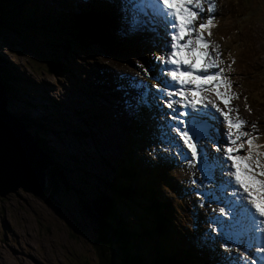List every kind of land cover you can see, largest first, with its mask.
Segmentation results:
<instances>
[{
  "label": "snow or ice",
  "instance_id": "snow-or-ice-1",
  "mask_svg": "<svg viewBox=\"0 0 264 264\" xmlns=\"http://www.w3.org/2000/svg\"><path fill=\"white\" fill-rule=\"evenodd\" d=\"M118 4L127 32L151 33L160 41L161 53L153 56L160 66L156 77L160 83L150 87L156 89L154 97H166L158 102L168 110L162 127L183 153L181 158L196 165L203 180L213 185L206 194L224 193L223 199L216 198L224 207L212 217L211 232L217 234L214 239L223 240L220 248L227 253L218 264H232L235 237L251 235L264 245V143L257 142L256 123L252 131H244L247 122L231 106L236 93L220 66L219 45L211 39L215 0H118ZM205 4L208 15L201 19ZM213 92L215 98L209 95ZM205 141H211L210 149ZM235 251L236 264H259L239 248ZM258 253L264 254V246Z\"/></svg>",
  "mask_w": 264,
  "mask_h": 264
},
{
  "label": "rangeland",
  "instance_id": "rangeland-1",
  "mask_svg": "<svg viewBox=\"0 0 264 264\" xmlns=\"http://www.w3.org/2000/svg\"><path fill=\"white\" fill-rule=\"evenodd\" d=\"M48 2L51 3L50 1ZM247 2L250 4L248 7ZM78 3L82 5L85 1ZM259 4L262 5L261 0H220V8L215 18L217 23H219L216 33L225 46L224 50L226 52L230 51L234 57L236 56V68L233 69L231 73H227L226 77L232 81V85L236 84V86L241 89L242 94L245 95V102L250 105L252 116L257 120L255 123L259 132V143H264V102H256H262L261 98H264V9L258 7ZM55 5L57 6L56 2ZM117 6L119 7V4H117ZM61 8H66V5L61 6ZM252 8L258 10L259 13L258 16L253 13V17L258 18V20H254L253 24L249 22L248 17ZM25 9H29L27 12H30L34 7L26 6ZM3 12H0V24L4 23L3 21L5 20L6 14H8ZM11 15H13L12 12ZM37 20L39 19L37 18ZM34 23L37 24L36 22ZM37 25L45 28L44 25ZM23 27L25 26H22V29L14 27L13 29L15 31H13V29L6 30L5 28H0V67L4 59L11 63L9 70L11 72L13 71L12 74L16 75L14 82H19V87L23 91V94L26 96L31 95L33 98L32 105L27 110H23L20 107L22 102L21 105L18 106L15 97L11 95L14 105L16 106V111L13 109L10 111L12 112L10 114L18 121L20 129H23L27 134L29 128L25 125V115H28L27 118L32 124L33 122L40 123L43 121L40 124L41 128H49L50 125L53 126L56 122L61 123L63 117L73 116V114H69L68 111H72L76 104L81 108L78 110L80 111L83 110V108H90L93 102H98L99 105L105 109L104 113L106 115L107 112H111V121L116 120L117 117L120 116V108L117 109L115 106L117 99L109 93V90L113 89V83L111 82L108 84L106 79L110 78L109 71L107 70V68L109 69V65L113 67H117V65L104 56L102 48L98 43L93 42L92 44L101 54L86 58L78 56L76 58L75 61L79 64L88 66L91 73L86 74L78 71L80 73L78 77L80 82L78 81L77 83L76 81L75 87L77 88L78 84H81V88L83 87L84 89L86 87L92 88L95 86L104 91L105 97L101 99L94 96L82 97L79 94L70 92V82L60 85L55 81L61 79L63 74L59 73L56 77V71L50 72L46 64L45 68H41L44 67L43 65H37L38 68H36V64L39 60V52L37 49L27 47L31 43L30 40L33 38L31 33L35 34L36 31ZM39 31L40 30H37V33ZM69 39H74V41L70 43L71 46L69 45L72 50L81 49L83 51L87 46H92V44L87 43L90 42V39L78 40L77 37H73L72 35ZM81 41L83 44H80ZM34 42L36 41L34 40ZM11 48L16 52H13ZM29 51L33 52L35 59L30 57L31 54ZM236 51H238L241 56L237 55L235 53ZM8 57H13L21 63H15ZM106 58L108 60H106ZM146 59L148 61V56H146ZM132 60L137 64L135 59ZM150 61L155 62L156 60L150 58ZM21 64L24 65V69L20 67ZM129 65L133 64L130 62ZM148 66L150 67L149 63ZM99 68L101 71H99ZM123 70L131 74H137L140 72L141 66L129 67L120 65L119 71L121 72ZM73 71L75 72L74 68ZM24 76L27 78L29 77L28 79L32 80L33 85H29L27 81H24ZM114 80L118 82L116 78ZM135 86V93L140 94L141 91L138 89L139 85L136 83ZM143 93L145 96H149L148 90L144 89ZM58 118H61L60 121H57ZM66 120L69 122L68 118H66ZM3 121L8 123L11 127L17 128V126H15V120L6 118V120ZM104 121L106 124L109 122L108 119ZM149 123L151 125L153 121L149 120ZM137 125L140 131H142V126L138 121ZM112 129L118 132L114 124L112 125ZM146 129L149 131L151 128ZM253 134L255 135L256 133L253 132ZM100 139L102 141L101 146H88L87 152L89 154L96 155L99 151H104L107 154L115 153L117 151L109 145V143L114 140L122 141L115 132H102L100 134ZM140 143H142L141 140H136V142L131 143L130 146L134 148L135 165L138 167H146V163L144 164V162L141 161V154L145 153V151L141 149ZM53 145L61 152L70 154L77 152L76 154L81 155L79 149L68 141L53 143ZM124 152L128 153V150L125 148ZM47 159L50 164L49 169H51L54 167L53 160ZM86 167L89 170L85 171L88 172L90 176L92 173L98 172V170L94 169V163L91 160L87 161ZM153 168L156 171L164 170V168L159 165H155ZM52 172L54 171L52 170ZM12 173L13 171H8L7 173L0 174V180L6 184L5 190L0 193V264H68L69 259L65 257L67 252L66 248L72 242L70 241V243L68 241L70 228L62 218L63 214L66 217L67 215L71 216L72 214H76L75 208L73 207L75 201L71 195L73 194L80 201H82V198L80 195H77L75 191L67 189L71 195L64 191L62 192V196L56 194L58 199L61 200L60 202L62 205L67 209L62 205H55L56 207L53 208V211L44 203L43 199H40L29 191L22 190L20 187L16 190L17 192H15V190L10 191L8 185H10ZM79 177L80 174H76L70 176L68 179L72 188L76 184L82 182V180L76 181ZM104 192L106 193L104 195L105 197H113L117 194L115 188L112 186H110L108 191L105 190ZM91 194H93V190ZM161 198H163V194H161ZM38 218L40 221H38ZM41 221L45 222L47 234H43L41 231ZM78 235L80 237L78 236L77 239L75 235H73L76 241H79L80 238L83 239L81 234ZM98 246L100 252L98 248H96L98 252L102 254L103 258L100 259L99 256L97 257L94 251V245L91 244V246L81 250L83 253L87 254L83 257L82 264H102L105 262L106 258L103 252V245L98 243ZM73 247L75 250H79L78 246ZM207 263H211V259H208Z\"/></svg>",
  "mask_w": 264,
  "mask_h": 264
},
{
  "label": "trees",
  "instance_id": "trees-1",
  "mask_svg": "<svg viewBox=\"0 0 264 264\" xmlns=\"http://www.w3.org/2000/svg\"><path fill=\"white\" fill-rule=\"evenodd\" d=\"M43 0H0V12L8 13L6 14L4 23L0 24V28L5 29H13L15 28H21L22 26H25L23 28H27L29 30H35L37 33V30H40L37 33L32 34V37L36 42L31 43V47L34 49H37L39 52V60L36 64V68H38L37 65H43L45 68L46 65L51 66V70H63L70 72L73 70L72 65L70 63L71 59L75 58V52L76 50H72L69 45L71 46V41H74V39H69V37L72 35L73 37H77L78 40L82 39H91V36L98 39V41L102 42L101 39H105L108 41V44H112L110 47H107L109 50L112 51H119L123 43L126 41L125 37H122L121 39L114 40L113 32H107L104 24V20L101 22L94 21L91 16L88 14L86 17L88 19V22L84 24V27L80 25V22L82 23L81 19H77L76 16H67L62 17L61 12L57 9H54L51 7L49 9V12L42 11L40 13V10L38 11V8L45 7V4L41 3ZM244 1V0H243ZM261 4H259L258 7L264 9V1L261 0ZM39 5L41 7H39ZM26 6H32L34 9L30 12L29 9H25ZM250 6V4L247 2V7ZM11 10V11H10ZM11 12L13 15H11ZM83 12V11H82ZM81 12V13H82ZM253 13H255L258 16V10L252 8L250 11V14H248L249 22L253 24L254 20H258V18L253 17ZM251 16V18H250ZM37 18L39 20H37ZM44 25V27H41L37 24ZM39 22V23H38ZM217 24V23H216ZM21 25V26H20ZM219 24L216 25V27ZM215 27V29H216ZM73 28V30L66 32L68 29ZM77 29V30H76ZM129 36L132 38L138 37L139 33H129ZM102 36V37H100ZM89 37V38H88ZM33 38L31 39V42L34 41ZM100 38V39H99ZM217 39H220L219 36ZM89 43V42H87ZM80 44H83L82 41ZM91 44V43H90ZM151 44V43H150ZM131 46L127 45L125 47V50L128 52L129 48ZM29 48V47H28ZM106 48V49H107ZM105 49V48H104ZM36 51V50H35ZM79 51V50H78ZM30 52L31 58L35 59L33 52ZM105 52L111 57L113 56L111 53H108L107 50ZM230 52V51H229ZM80 55H85L83 52H79ZM126 54H119L116 52V55H114L112 58L118 59L120 61H123L126 59ZM117 56V57H115ZM223 58L226 60H233L236 61L235 58L230 57L229 55H223ZM34 64V66H35ZM46 64V65H45ZM22 65V64H21ZM11 64L8 65L10 67ZM4 66L1 65L0 67V74L3 77H0V80L4 79L5 84L4 87L6 89V96L9 98L10 93L13 91L14 94L17 95V88L11 84V76L8 75V73L5 71ZM22 68L24 69V65H22ZM76 69L78 71H83L81 69V66H76ZM25 71V70H24ZM3 82V83H4ZM30 82V81H29ZM31 85H33V82H30ZM80 88V86H79ZM9 89V90H8ZM10 93H9V92ZM26 104L30 102V100H25ZM259 102V103H263ZM28 105V104H27ZM83 110L78 111V113H82ZM24 116V115H22ZM28 115H25V125L31 130L34 128H39L40 123L39 122H32L27 118ZM65 118V117H63ZM104 120V119H103ZM70 125V124H69ZM28 129V131H29ZM51 161L52 159L48 157ZM71 161L74 163L76 162L75 158H71ZM126 161H123L124 163ZM120 163V165H122ZM126 165V164H124ZM128 165V164H127ZM52 170L57 173L54 174L50 170H47V174H45V179L49 183L58 184L60 188L62 189L64 186L67 189H71L76 192L77 195H80L82 198V204L88 210L90 211V214L94 218H98V223L100 222L99 218L106 222L112 229V232L114 233L115 239L112 241L111 247L109 245L106 246V242L102 239L95 240L94 237L91 235L86 240H82L80 238L79 241H76L73 237L75 235L76 239L80 234V231L78 229H81L82 224L79 223V218L74 216H70L71 220L67 218L63 214V220L66 222L68 227L70 228L68 233V241L71 243L66 249V255L69 259L68 264H82L83 257H85L87 254L83 253L81 250L87 248L88 246H91V244L94 245V251L99 256L100 259L103 258L102 254H100V248L98 246V243H101L103 245V252L104 256L106 258L105 262L102 264H128L129 258H138L140 257L139 253V246L143 244V242L150 247V249L153 250V246L155 247L156 253H153L152 256L157 255H165V258H156L151 264H164L167 262L166 258L169 256H172L171 253H169L164 248L160 249L157 244H155V238L160 240L162 244H164V237L162 234L152 233L149 229H145V224L149 221V217H151L152 222L155 225V229L157 232H159V228H164L167 225V219L168 214L170 212L167 211H161V208L155 203L153 198V185L151 184L152 181L145 179H139L138 183L135 181L138 179L135 177L132 181L126 179L123 176H120L115 171H106L104 172L105 175L110 178V180L119 188L118 194L121 196H129L130 194H134L135 196H138V199L142 202L143 208L146 210L148 215H145L141 213V211L138 209L136 212L128 213L124 212V209L122 207V202L120 200L114 199L112 197H105L106 194L104 191L101 193L98 192L96 186L92 183L89 184L88 187H86L87 184L82 180L87 179L85 177L87 175L86 171H83V177H79L76 179V181L82 180L81 183L76 184L73 186V188L70 186V183L68 182V179L70 176H74L75 172L73 170V167L66 165H60L58 163L53 162ZM110 166V164H109ZM133 168L135 166L133 165ZM136 169V168H135ZM126 171L124 176H126ZM144 175V172H143ZM132 182V183H131ZM109 187V186H108ZM93 190V194H91V191ZM152 198H151V197ZM150 198V199H149ZM157 202V201H156ZM49 204L54 206L53 201H49ZM180 207H178L179 209ZM120 214V215H119ZM122 216V217H121ZM170 217V216H169ZM38 221L39 218H38ZM85 226V225H84ZM85 228H87L85 226ZM92 231L94 232V227L91 226ZM152 229V230H155ZM143 230V231H140ZM91 231V230H90ZM89 231V232H90ZM78 233V234H76ZM80 237V236H79ZM138 237V238H137ZM73 246H78L79 250H75ZM99 250H97V248ZM160 253V254H159ZM150 259H145L143 262L144 264H149Z\"/></svg>",
  "mask_w": 264,
  "mask_h": 264
},
{
  "label": "clouds",
  "instance_id": "clouds-1",
  "mask_svg": "<svg viewBox=\"0 0 264 264\" xmlns=\"http://www.w3.org/2000/svg\"><path fill=\"white\" fill-rule=\"evenodd\" d=\"M41 3L45 4L46 8L45 7H41L39 5V7H41V8H38L40 10V13L42 11L46 12L47 8L50 7L51 4H52V3H49L47 0H43ZM100 3L102 5L103 9H102V11L99 14L101 16H107L108 7L111 5L110 3H114V0H108L107 2H106V0H102V2H100ZM94 6L96 8L99 7V5L96 2L94 3ZM94 6H93L92 3H90V4H88L85 7L84 11L81 14L73 15L72 13H68L67 12L66 16H70V17L71 16H76V18L78 20L81 19L82 23L80 22V25L82 27H84V24L86 22H88V19H87L86 16L89 14L91 16V18L93 19V17L96 14ZM56 8L59 9V11L61 9V7L58 6V4H57ZM219 8H220V2H219V7H218L217 11L213 14L214 19L217 16ZM204 13H206V12H204ZM207 15H208V13L205 14V17H203V18L201 17V19H206ZM93 20L96 21V18H94ZM83 22H84V24H83ZM112 28H114V27L113 26L112 27L108 26L107 29H106L107 32H112L110 30ZM71 30H73V28L68 29L66 32H69ZM100 37H102V36H100ZM217 37H218V35H217V33H215V35L213 37H211V39L215 43L221 44V46L219 47L220 48V52H221V57L220 58H223V55H225V56L229 55L230 57L235 58L231 54V52H226L224 50L225 46L223 45V42L220 39H217ZM121 38L122 37H120L119 34H118V36H116L114 34V40L115 41H116V39H121ZM101 40H102V42L98 41V39H96L93 36H91V39H90L91 42H96V43H98L101 46L102 52L104 53V56L109 58V61L111 60L112 62H114L117 65V67H120V65L129 66V67H135L136 63L132 59H135L136 61H139V62L143 63V66L144 65H148V63H152V62L154 64V61H150V58H153L154 55H159L160 54V52H158L157 49L146 50V49H138V48H133V49L129 48L128 52L127 51H116L119 54H123V55L126 54L125 55L126 59H124L123 61H120L118 59L112 58L114 55H116V52L112 51V50H109L107 48V47H109L111 49L110 46L112 44H108L109 42L106 41L105 39H101ZM33 42L34 41H32L31 43H33ZM31 43L27 47L32 48L31 47ZM127 45H129V44H127ZM11 49H12L13 52H16L13 48H11ZM105 50H107V52L111 53L113 56L111 57V55L107 54L105 52ZM80 51L83 52L85 55H80V53H79ZM75 52H78V56H82L84 58L89 57V56H97L98 54H101V53H99V51H97V49L95 48V46L93 44L90 47L87 46L86 49H84L83 51L81 49H79V51L76 50ZM13 55L16 56L15 54H13ZM78 56L75 53V58L73 60L75 61ZM146 56H148V58H149L148 61L146 59ZM115 57H117V56H115ZM8 58L11 59L12 61H14L15 63L16 62H20V61L14 59L13 57H8ZM107 58H106V60H108ZM130 62L133 65H129ZM231 62L232 63L229 65V69L227 70L226 74L227 73H231L232 70L236 68V65H235L236 61L231 60ZM70 63L71 64L73 63L72 59H71ZM9 64H11V63H9L6 59H4L2 61V63H1V65L5 67L3 69H5V71L8 73V75L11 76L10 82H12L13 85L15 83L17 85V87L19 88L20 93L23 96H26L25 94L22 93L23 91L19 87V82L18 83L14 82L15 79H16V75L12 74L13 71L11 72L9 70V67H8ZM75 64H76L75 66H79V63L76 62V61H75ZM75 66H72L74 68V70H75ZM20 67H22V65ZM153 70H155V66H154ZM49 71L50 72L56 71V77H57V75L59 73L63 74V77L61 79H58V80H55V81H57L60 85H63L64 83H69L70 82V87H73V88H69L70 92L71 93H75V94H79L80 96L83 97V90L80 89L79 86L77 88L75 87V83H76V81L78 83V77H79V74H80L78 71L75 70V72H76L75 73L73 70L70 71V72L63 71V70H56V69L55 70H51V66L50 65H49ZM159 71L160 70H158L156 72H159ZM71 74H73V75H71ZM69 76H74V79L68 78ZM0 77H2L1 74H0ZM26 81L29 83V85H30V82H32V80H30V79H27ZM0 82L2 84H5L4 79H3L4 83L2 82V80H0ZM116 85H118V83H116ZM235 86H236V84L231 85V91L236 93V96L231 99V106L238 105V107H241L242 110L244 109L246 111V113L249 114V117H250L252 123L256 122L255 119L252 116V112H251L252 110L250 108V105L247 102H245V100H246L245 95L242 94V91H241V89L238 88V86H236V87ZM90 90H91V92H95V90L93 88H91V87H90ZM241 94H242V98H241ZM11 95L14 96L15 99L18 98L17 95L14 94L13 91L10 93V96L8 98L9 106L7 105V110H8L9 113H12L10 111L13 110V109L16 111V106L14 105V102H13V100L11 98ZM209 95H211L213 98H215V94H209ZM30 96L31 95L26 96V97L29 98ZM145 98H148V97L145 96ZM263 99L264 98H261L262 101H263ZM18 101H17V105L20 106L21 104L18 103ZM32 101H33V98L31 96V101L29 103H27L28 105L25 102L24 105H21L20 107L23 110H27L32 105ZM256 102H260V101H256ZM219 104H220L221 107H223V102L222 101ZM245 104H247V106H248L247 108L245 107ZM79 109H81V108L78 106V104H76L75 107H73L74 111L73 110L72 111H70V110L68 111L69 114H73V116L70 117V119H69V117L65 116L66 118H68L69 122L66 119H64L65 124H67L69 126L68 130H65V132H67L69 134V136L64 135V138L61 139L59 142L68 141L74 147L79 149L81 155L76 154L77 152L73 153V154H70V153H64V152L59 151L53 145L54 142L51 141L50 137H47V136H45L42 133L41 127L34 128V126H33V129L29 130L27 132V135L29 136V138L32 141L33 140L35 141V142L33 141V143L38 148H40L43 151V153L45 154V156L47 158L50 157L52 160L65 161L68 164V166H71V167H75V163H77L79 160H82L83 162H87L88 160H91L94 163V169L98 170V172H101L104 168L108 167L109 164H110V168L113 169V170L111 169V171H115L120 176H123V177H125L128 180L132 181L135 177H137L138 179L135 181L136 183H138V180L141 179V178L142 179L147 178L148 180H152L155 176L156 177L158 176L157 177L158 182L161 181V179H162L161 184L153 185V189H154L153 194L154 195H153V198L151 196L150 197L161 208V211L170 212L168 214L170 217L168 216V219H167L168 222H167V225L164 228H159L158 227L159 232L156 231L154 224H151V230L150 231H151V234L152 233H157V234H162L163 235L164 244H162V242L160 240L155 238V240H156L155 244H157L160 249L164 248L169 253H171V255L173 257L175 255V253L179 254V251L183 250V246H182V240H181V234H180L181 233L180 232V225H178V220L175 219V212H177L181 216V218H183L185 220H187V219L184 216V212H182L183 203L180 202L179 198H178L180 196L175 190H173L174 183L178 182V180L169 179V178L163 176L162 175L163 174L162 171H159L160 173L158 175H156V172H153V170H152L153 166L149 167V168L141 167V169L138 166H136L135 162H134V157L129 152L131 150L132 153H133L134 148L129 147V144H128L127 141L130 140V139H129V137H127V136H125L123 134H119V137L121 138L122 141H121L120 144H118L119 148L115 147L117 152L112 153V155L109 156V155L106 154V156H104V153H105L104 151H99V153H97L96 155L89 154L87 152L88 146L89 145H93V146H96V147L101 146L102 145V141H101V139H99L100 134L102 133V131L104 132V130H106L107 132H109V131L113 132L114 131V130H112V125L113 124L112 123H110L109 125L106 124V122L103 120V118H105V117L101 116V114L99 112L96 114V112L99 110L96 107L92 108L91 110L83 108V112L82 113H78L77 112ZM249 109H250V111H249ZM87 116H89L90 119L87 118ZM108 118H109V113H107V119ZM138 118H140V116ZM156 120H157V117H156ZM42 122L43 121H41L40 124ZM155 122L156 121L153 120V123L150 125L151 129L153 128ZM50 126H52V125H50ZM53 126H61V124L56 122L55 124H53ZM217 127L222 129L223 125L219 124V125H217ZM102 128H103V130H102ZM163 133H165V132H163ZM208 134H213V133H212L211 130H208ZM166 137H167V135H166ZM115 141H117V140H114L112 142H115ZM130 142H132V140H130ZM257 142H259V140ZM125 148L128 150V153L124 152ZM208 148L210 149L211 146L208 147ZM150 155L151 154L149 153V151L148 152L145 151L144 154L143 153L141 154V159H144V158H147V157L149 158ZM71 158H75L76 162L73 163L71 161ZM123 161H126V162L122 163ZM120 163H122V165H120ZM124 164H126V165H124ZM133 165L135 166L136 169L133 168ZM48 170H50L52 172L51 169H48ZM73 170L75 172V175L76 174H80V173H82L84 171L82 169L76 170V168L73 169ZM119 170H120V172H119ZM125 171L127 173L126 176L123 175V174H125ZM143 172H144V175H143ZM52 173H54V172H52ZM86 173H87V175H90L88 172H86ZM146 173L148 174L149 177H147L145 175ZM54 174H56V173H54ZM93 174H96V173H92L91 175H93ZM189 175L191 176V174H189ZM196 176L202 181V183L204 185H207V184L211 185V184H209L208 181L203 180V177H202L201 173L200 174H196ZM90 183L94 184L96 186L98 192L100 193L96 182L90 181V182H88L86 187H88ZM51 184H54V183H51ZM107 187H108V185H107ZM107 187H105L103 189H107ZM32 188L35 191H37L35 187H32ZM63 191L71 195V193H69V191H67V188L65 186L62 189L60 188V186H57L56 188L50 189L47 192L41 194V196H39L38 194L35 195V193H32V194L37 196V197H39L40 199H43L44 203L46 205H48L53 210V208L56 207L55 205H57V206L62 205V203L60 202L61 200L58 199L56 194L62 196L63 195V193H62ZM15 192H17V191H15ZM116 193L117 194L115 196H113L112 198L120 200L122 202V205L127 206L125 211L134 210V212H136L139 209L141 211V213H143V211L146 212V210L142 206V202L138 199V196H135L134 198H129L128 196L119 195L117 191H116ZM161 194H163V198H161ZM71 196H72L73 200L75 201L73 207L75 208V211H76V214H72L71 216L75 215L76 217H78L79 218V223H81L82 225H85L87 227V228H85V226H83V228L78 229L80 231V234L83 236L82 240H86L87 236L89 237L91 235V233H92V235H93L92 237H94L95 240L102 239L103 241H105L107 243V245H109L111 247L112 241L115 239V236H114V233L112 232L111 227L106 222L102 221L100 218H99V220L102 223H98L97 222L98 218H94L90 214V211L88 210V208L87 207L85 208L83 206L82 202L78 198H76V196H74L73 194ZM51 200L53 201L54 206L49 204V201H51ZM63 207L65 209H67L65 206H63ZM178 207H180V208L178 209ZM80 210H81V212H80ZM67 217L71 220L70 215H67ZM80 220H82L84 222H82ZM149 220H151V222H152L153 219H151V217H149ZM201 221L202 220L200 219V222ZM40 226H41L42 233L43 234H47V228L45 226V222L44 221H41V225ZM91 226L94 227V232L92 231ZM145 229H148V228H145ZM152 229H155V230H152ZM140 231H143V230H140ZM92 245H95V244H92ZM232 247H233L234 251H235L236 248H239L236 245H233ZM138 249H139L138 251L140 253L139 259L137 258L139 260V264H144L143 261L145 259H150V261L153 259L154 256H152L153 253H152V249H150V247H148V246H146L144 244H141ZM239 249L241 251V248H239ZM242 252L247 253L244 250H242ZM212 255H213V258H215V262H219V261H222L224 256L227 255V254L225 252H223L222 255L220 256L219 253L217 254L213 250L212 251ZM167 262H168V260H167ZM167 262L165 264H167ZM129 263L130 264H136L135 258L130 257L129 258ZM178 263L179 264H196L195 262L189 260L187 257H185L183 259V261L178 262ZM126 264H128V263L126 262Z\"/></svg>",
  "mask_w": 264,
  "mask_h": 264
},
{
  "label": "water",
  "instance_id": "water-1",
  "mask_svg": "<svg viewBox=\"0 0 264 264\" xmlns=\"http://www.w3.org/2000/svg\"><path fill=\"white\" fill-rule=\"evenodd\" d=\"M90 43L93 42L90 41ZM5 91L4 85L0 82V174L13 171L10 185H8L10 191H16L19 187L29 191L28 187H30L33 192L31 187H35L37 194L41 196L48 190L56 188L58 184L46 181L45 174L50 165L48 159L25 131L20 129L18 121L8 112V98ZM6 118L15 120L17 128L3 121ZM5 186V182L0 180V193L5 190ZM41 189L43 193L39 192Z\"/></svg>",
  "mask_w": 264,
  "mask_h": 264
},
{
  "label": "bare ground",
  "instance_id": "bare-ground-1",
  "mask_svg": "<svg viewBox=\"0 0 264 264\" xmlns=\"http://www.w3.org/2000/svg\"><path fill=\"white\" fill-rule=\"evenodd\" d=\"M47 1H50V2L52 3L51 7H53V8H56V7H57V6L55 5V2H56V1H54V0H47ZM107 1H108V0H106V2H107ZM53 2H54V3H53ZM90 2H91V1H85V3H82V5H80V3H78L77 1L72 0V2H71L70 4H68V5L64 4V5H66V8H64V9L61 8V9H60L61 16H62V17H67V16H66V13H67V12H68V13H81L82 11H84V9H85V7H86V4H90ZM110 4L113 5L114 9H118V8H119V7L117 6V4H118V0H114V3H110ZM204 14H205L204 12L201 13V17H202V18L204 17ZM93 15H94V14H93ZM101 19L104 20V22H105V20H106L105 16H102ZM119 23H120V22H119ZM109 24H112V23H109ZM120 24H121V23H120ZM124 30H125V29H124ZM116 35H118V34H116ZM142 41H143V43L145 44V46H143L144 48L148 47V45L152 42V40H151L147 35H145V36L143 37ZM235 53H236L237 55L241 56V54H240L238 51H236ZM79 65L81 66V69L83 70L82 72H81V71H79V72H81V73H86V74L91 73V70H90V68H89L88 66L83 65V64H79ZM149 65H150V67H152V66H153V63H149ZM73 66H75V65H73ZM75 70L78 71V70L76 69V66H75ZM107 70L109 71L108 68H107ZM23 73H24V72H23ZM24 74H25V73H24ZM24 78H25V79H23L24 81H26V80L28 79L26 76H24ZM106 79H107V83L110 84V83H111L110 79H108V78H106ZM78 81L80 82V79H78ZM78 86H80V89L83 88V87L81 88V84H78ZM92 88L97 89L95 86H93ZM82 90H85V89L83 88ZM116 92H118V91H115V90H113V89L109 90V93L111 94V96H114L116 99H119L118 94H117ZM115 95H116V96H115ZM61 102H62V101H61ZM103 119H104V120L107 119V115H106V114H105V118H103ZM149 120H150V119H148L147 117H145L144 119L141 120L140 125L143 126V127H147V126H149L148 128H151L150 123H149ZM255 121H257V120H255ZM244 131H252V130H248V129H245V128H244ZM152 170H153V172H158V171H156L154 168H152ZM119 172H120V170H119ZM32 190H33V192H32V191L30 190V188H29V192H30V193H35V195H36V194H37V191H35L33 188H32ZM39 192H40V193H41V192L43 193V189H41ZM155 247H156V246H153L152 253H156ZM198 251H201L202 253H205V251H203V250H198ZM210 259H211V264H215V258H210ZM232 260H234V258H232Z\"/></svg>",
  "mask_w": 264,
  "mask_h": 264
}]
</instances>
